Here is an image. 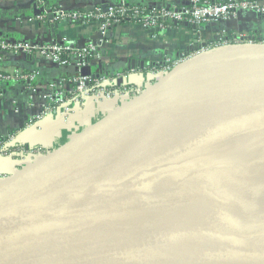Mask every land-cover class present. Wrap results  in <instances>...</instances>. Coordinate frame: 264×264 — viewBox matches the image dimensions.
I'll return each mask as SVG.
<instances>
[{
	"label": "water",
	"instance_id": "water-1",
	"mask_svg": "<svg viewBox=\"0 0 264 264\" xmlns=\"http://www.w3.org/2000/svg\"><path fill=\"white\" fill-rule=\"evenodd\" d=\"M243 48L182 62L2 180L0 264H264L262 174L190 157L264 123V46Z\"/></svg>",
	"mask_w": 264,
	"mask_h": 264
},
{
	"label": "built area",
	"instance_id": "built-area-1",
	"mask_svg": "<svg viewBox=\"0 0 264 264\" xmlns=\"http://www.w3.org/2000/svg\"><path fill=\"white\" fill-rule=\"evenodd\" d=\"M141 2L115 0L83 9L59 4L48 10L42 9L38 2L34 20L63 22L86 30V42L80 46L65 40L49 44L13 42L0 35V83L21 84L20 93L29 103L23 128L0 136V182L131 102L182 62L215 51L264 46V32L243 33L238 28L242 17L247 21L251 14L264 16V1L187 0L177 7L145 6ZM124 24L151 30L155 33L153 38L174 26L186 25L194 28L195 41L176 53L175 60L169 54L147 61L134 57L116 68V63L105 56L104 46L121 33ZM17 53H36L37 58L45 57L46 63L50 62L60 72L56 78L43 80L36 62L30 72L13 71L9 69L8 56ZM52 121L62 126L54 143L22 142L25 131L43 133ZM5 161L10 164L4 165Z\"/></svg>",
	"mask_w": 264,
	"mask_h": 264
},
{
	"label": "crops",
	"instance_id": "crops-1",
	"mask_svg": "<svg viewBox=\"0 0 264 264\" xmlns=\"http://www.w3.org/2000/svg\"><path fill=\"white\" fill-rule=\"evenodd\" d=\"M115 0H0V35L7 37L13 42H29L31 44L57 42L63 40L71 45L80 46L86 42V30L67 23H51L34 20L39 5L44 10L63 5L65 8L83 9L84 7L114 3ZM145 6L171 7L182 6L187 0H139ZM264 0H260L263 2ZM39 8V9H41ZM251 19L239 22V31L243 33L264 32V16L259 17L251 14ZM254 17V19L252 18ZM229 25L232 27V23ZM194 28L186 25L174 26L164 33L153 38V31L136 26L124 24L119 35L104 46L105 56L113 60L116 68L122 67L126 62L135 58L147 61L166 54L175 55L179 51L195 41L193 38ZM86 34V35H85ZM155 34V33H154ZM195 43V42H194ZM32 55V54H31ZM27 54H13L8 56L9 69L30 72L34 69L35 62L39 64L40 77L43 80L57 77L59 69L46 63L45 57H39L36 53L32 56ZM43 66V67H42ZM21 84L0 83V136L10 130L20 131L24 120L29 113V103L20 93ZM4 93V95H3ZM58 122L52 121L43 133L39 131H25L22 142L27 144H51L57 140V131L60 129Z\"/></svg>",
	"mask_w": 264,
	"mask_h": 264
},
{
	"label": "bare ground",
	"instance_id": "bare-ground-1",
	"mask_svg": "<svg viewBox=\"0 0 264 264\" xmlns=\"http://www.w3.org/2000/svg\"><path fill=\"white\" fill-rule=\"evenodd\" d=\"M190 155L191 159L198 156L230 158L239 164V171L256 172L264 178V123L254 119L224 128L219 138L197 147Z\"/></svg>",
	"mask_w": 264,
	"mask_h": 264
},
{
	"label": "rangeland",
	"instance_id": "rangeland-1",
	"mask_svg": "<svg viewBox=\"0 0 264 264\" xmlns=\"http://www.w3.org/2000/svg\"><path fill=\"white\" fill-rule=\"evenodd\" d=\"M179 56V55H178ZM178 57L174 55V60L177 59ZM81 126V125H80ZM81 132V130L79 131ZM56 141V140H55ZM203 158L205 159H209L211 158L212 160H219L220 162H229V161H232L230 158H216V157H211V156H204Z\"/></svg>",
	"mask_w": 264,
	"mask_h": 264
}]
</instances>
